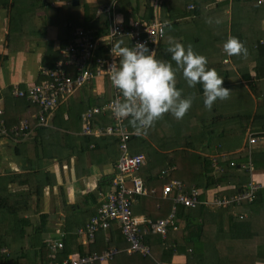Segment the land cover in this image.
I'll use <instances>...</instances> for the list:
<instances>
[{"label":"crops","instance_id":"obj_1","mask_svg":"<svg viewBox=\"0 0 264 264\" xmlns=\"http://www.w3.org/2000/svg\"><path fill=\"white\" fill-rule=\"evenodd\" d=\"M43 1L0 0V109L3 110L0 119L5 121L8 129L26 120L23 115L26 114L27 101L17 96L15 90L27 89L40 82L44 77L43 71L54 68L65 58L64 50L71 42L72 32L76 28L69 21L62 24L64 15L54 14L55 10L51 13V10L42 4ZM136 1L132 0V2ZM64 3L66 2L63 0H55L51 5L61 7L65 5ZM86 3L93 10V19L106 12L99 11L102 6L97 0H86ZM116 4L117 0H113L107 6L112 7ZM136 4L140 5L142 2ZM153 4L156 7L155 16L164 22L166 32H171V39L166 40L165 37L162 43L166 41L165 45L169 47L170 42H179L205 56L207 67L214 69L218 76L224 79L222 86L229 89V94L226 99L215 101L211 109L205 108L202 85L197 83L194 87H188L181 71L177 70L175 87L181 91L182 97L191 98V107L181 119H176L170 112H165L155 121V123L160 122L168 133L163 137L164 141H159L157 132L151 130L153 124L138 136L142 137V141H149L157 151L156 155L161 157L174 149L173 140L176 136H186L185 142H189L197 135L198 140H195V143L199 144L195 149L197 153H204L212 158L235 153L239 159L244 158L247 152L248 161L238 162V168L248 163L249 159L252 162L247 134L252 128L254 129L255 124L259 125L257 121H263V117L256 116V113L261 104L257 93L261 94L264 90V76L258 77L257 71L264 74V63L257 64L256 55L235 57L226 54L223 50L224 42L230 38L234 11L237 12L236 2L234 0H172L166 8L163 7V0H153ZM191 5L194 7L191 8ZM135 6L133 3L129 10L130 14L136 17L132 21L142 19L140 17L146 12L143 6L138 10L134 9ZM184 8L187 10L197 8L199 20L190 21L192 17L183 15ZM165 9L168 11L164 13ZM106 14L109 18L110 15L107 12ZM111 16L117 21L124 22V25L132 22L127 23L118 12H112ZM82 18L83 11L80 20ZM65 37L68 44L63 47L66 43ZM160 43L161 40L158 49ZM166 62H170L175 67L170 53ZM69 70L73 72L72 68ZM256 82H259L258 88ZM93 89L95 92L93 95L112 94V91L107 92L104 81L97 82ZM83 91L80 88L70 96L64 97L61 105L48 115L46 124L39 122L34 113L33 118L38 122L29 128L27 134L14 132L5 134L0 130V224H3L0 235L24 234L26 235L24 247L30 248L31 237L28 235H35L34 229L41 225L42 235H47L44 238L51 239L52 243L63 240L70 254L101 253L110 248L119 249V253L112 260L96 263L113 264L117 259L119 262L126 261L125 258H119L124 252L135 254L127 251L129 243L127 247H120V242L118 244V235H121L118 225L97 232L93 240H89L85 234L79 232V228L86 226L106 194L112 189L111 181L116 172L120 151L119 144L114 140L115 137L99 136L93 141L94 145L84 141L81 134L82 122L79 117L69 114V104L74 100L71 96L83 95L85 100L88 99L89 94ZM243 97L246 102L243 101ZM235 98L237 103L234 102ZM231 99L233 105L228 108L226 101ZM227 115H230L229 118ZM107 119L106 117L102 121L103 125L111 122ZM15 120L20 122L17 124ZM173 121L178 125H171ZM193 121L197 125L193 124ZM245 126L246 131L243 134ZM197 129L201 131L195 134L193 130ZM211 142H214V146L207 151L205 147ZM133 143L134 141L131 145ZM220 144L223 150H219ZM263 147L264 144L261 148ZM141 153L146 157V151ZM254 167L253 164L254 178L264 184V168L254 169ZM230 182L239 181L231 179ZM208 189L212 191L211 188ZM135 202L137 205L138 199ZM236 209L232 211L228 209L223 220L225 224L221 235H227L230 224L229 213H235ZM239 212L245 214V217L240 218L239 214L235 219V230L237 233L247 232L251 227L248 220L249 212L246 210ZM217 218L218 212L213 211L205 214L203 220L206 225L213 226ZM178 224L179 228L170 230V235H187L184 229L185 222L179 218ZM154 234L157 233L147 235ZM144 242L151 250L150 243ZM7 248L2 246L1 252H6ZM186 261L185 254H175L170 264H186ZM256 264H264V262L256 261Z\"/></svg>","mask_w":264,"mask_h":264},{"label":"trees","instance_id":"obj_2","mask_svg":"<svg viewBox=\"0 0 264 264\" xmlns=\"http://www.w3.org/2000/svg\"><path fill=\"white\" fill-rule=\"evenodd\" d=\"M53 1V2H52ZM55 0H44L43 5L48 9L55 12L56 15H64V21L72 22L76 27L94 28L96 29L97 35H102L107 32L109 25V18L106 12L102 13L97 19H93V10L88 6L86 0H78L77 5L74 4V0H63L65 5L58 7L52 6ZM98 4L102 7L110 5L113 0H97ZM172 0H163V7H168ZM237 4V12L234 11V19L232 20V28L230 31V37L235 38L239 43L242 44L245 51L240 54L233 56H243L250 57L256 55L257 64L264 63V3L258 4L255 1H245V0H234ZM69 2V3H67ZM137 2H142V4L137 5ZM135 3L136 10L140 9L142 6L146 9L145 15L142 20L150 23L155 18V6L153 0H137L132 2V0H117L116 6L113 5L111 12L120 13L127 23L136 19L131 15L129 10H131V5ZM81 8H83V18L80 20ZM171 9V8H170ZM168 11L164 10V13ZM184 16H190L192 19L190 21L197 22L199 20L198 9L194 8L191 10L183 9ZM95 12V10H94ZM60 23V25H61ZM168 29V28H167ZM165 29L166 37L168 34ZM67 32V31H66ZM66 35H69L66 33ZM70 37V35H69ZM161 43L156 54V59L166 61L169 52L167 51L168 46ZM67 38L65 37V41ZM70 39V38H69ZM68 42L64 43L63 47L66 46ZM258 77H263L262 72L257 71ZM41 81V80H40ZM107 92L111 91V81L110 79H105ZM259 82H256L258 88ZM95 83L92 82L90 85H84L82 89L83 92L89 94L88 99L85 100L83 95L71 96L73 101L69 104V114L72 116L79 117L82 122V113L88 108L93 106H98L106 103L112 97V94H103V96L93 95ZM85 94V95H86ZM258 98L261 100V104L257 109V115L263 117V121L259 125L255 124L254 131H259L264 128V90L257 93ZM23 97L27 101L26 114L23 115L28 121L29 128L33 126L38 120L33 118L34 113L38 114L40 111V106L33 103L26 96ZM75 97V98H74ZM86 97V98H87ZM70 99V98H69ZM245 97H243V101ZM232 99L226 101V106L232 107ZM237 103V98L234 100ZM62 103V102H61ZM61 104H59L60 106ZM58 106V107H59ZM57 107V108H58ZM56 108V109H57ZM230 115H227L229 118ZM111 118L108 113L100 114L93 119L91 125L92 127L100 126L104 127L102 121L104 119ZM237 116L235 117V119ZM255 118V117H254ZM107 119V120H108ZM126 119V125L133 129L129 123L128 118ZM17 124L18 120H15ZM40 122V120H39ZM157 123H153V126H157ZM11 125V124H9ZM234 125H237L234 123ZM257 125V126H256ZM157 135L159 141H164L163 137H166V129L160 127L158 124ZM209 127V126H207ZM213 127V126H212ZM83 124L81 128L82 137L84 141L89 145H94L95 141L99 136L94 134H86L83 130ZM104 129V128H103ZM246 126L244 127L245 134ZM111 136V135H102ZM159 136H162L160 138ZM115 137V136H111ZM138 135L134 136L131 140V153H141L145 151L141 148L140 144L136 143ZM174 137V136H173ZM192 137V136H191ZM117 143L119 144L118 138L115 137ZM186 136H176L174 142V149L165 153L162 157L161 155H156L157 151H153L152 145L147 147L146 151V164L142 168V175L145 180L147 187H156L158 192L155 194L148 195H138V204H133L134 213L137 215H144L152 219H159L168 216L171 212L173 202L171 198H165L163 195V186L167 181L171 179H181L186 183L188 189L192 188L196 184L198 187L203 188H213L217 183L228 184L231 179H238V183L241 184L242 181L246 182L250 179V173L247 169H239L238 162L248 161V154L245 152L244 158L237 159L235 153L229 154L225 157L214 156L213 158L204 153H197L195 151L199 144L195 143L198 140L196 137H192L189 142H185ZM197 142V141H196ZM214 146V142L208 143L205 149L208 151L209 148ZM141 148V149H140ZM219 150H223L222 144L219 145ZM222 152V151H219ZM252 162L255 168H264V147H255L251 153ZM214 159L217 163L225 167V172L220 175L214 174ZM231 161L236 162L237 166L232 167L230 165ZM175 166L176 168L170 172V175L166 177H161V172L166 167ZM113 178V177H112ZM228 191L226 193H231ZM203 194L201 197L204 198ZM249 212V222L250 230L247 232H239L235 230L234 221L239 216V211ZM217 211L218 220L213 226L206 225L204 223V216L209 212ZM228 209L218 208L215 205L202 204L197 208H187L184 206H179L178 217L180 220L185 222V227L187 235H170L168 232L167 236L164 238L160 234L154 235H143V240L151 245V255L143 256L141 254H128L127 252L119 255V258H125L126 261L119 259L113 261V264H170L172 262L173 256L175 254H185L187 257L186 264H256V261L264 262V187L258 192L257 197L252 202H244L239 207H237L235 213H229L230 224H228L227 235H221L224 231V217ZM232 211V210H231ZM230 211V212H231ZM245 217V216H244ZM243 217V218H244ZM195 226V227H193ZM210 226V227H209ZM213 227V229H212ZM24 226H22V229ZM118 235V244L120 242V247H127L128 242L122 233L121 228ZM194 229V230H192ZM197 229V230H196ZM192 230V231H191ZM35 235H28L31 237L30 248H25V238L26 235H1L0 236V264H49L53 259L61 260L66 258L71 252L65 246L60 252H57L54 257H52V240L46 239L42 235V226L36 227L33 231ZM197 234V235H196ZM2 246H7L6 252H1ZM11 248V252H10ZM211 256H209V254Z\"/></svg>","mask_w":264,"mask_h":264},{"label":"built area","instance_id":"obj_3","mask_svg":"<svg viewBox=\"0 0 264 264\" xmlns=\"http://www.w3.org/2000/svg\"><path fill=\"white\" fill-rule=\"evenodd\" d=\"M245 1H255L258 4L264 3V0ZM193 7L191 5V8ZM111 9V6L99 8L100 12L106 11L110 15L108 29L105 34L97 35V30L94 28L76 27L72 32L71 42L64 50L65 58L59 61L54 68L43 71L44 77L40 82L31 85L27 89L15 90L17 96H26L33 103L40 106V111L35 114V117L41 123L46 124L48 122V115L61 104L64 97L70 96L84 85H90L92 82L96 84L107 78L110 79L107 69L114 60L111 53L112 47L115 51L116 45L132 47L137 42H143L150 50H155L156 57L158 43L165 35L164 22L155 16L150 23L139 19L132 21L129 25H124V22H117L111 16ZM115 59L118 61V57ZM69 68H72L73 72ZM111 89L112 97L110 100L102 105L88 108L82 113L84 133L100 137L102 135L115 136L119 140L120 150L116 162V172L111 181L112 189L106 194L86 226L79 228V232L85 234L89 240H93L97 232L118 225L129 243L127 248L129 253L150 255V247L144 242L143 235L157 233L165 238L170 230H177L179 228V217L177 215L179 206L196 208L202 204H210L218 208L233 210L232 208H237L244 202L254 201L258 192L264 187L261 181L254 178L253 164L249 159L248 163L239 167V169L249 171V181L238 185L237 182L217 183L210 191V189L196 185L188 189L183 180L171 179L165 183L162 190L164 197L171 198L173 202L168 216L152 219L135 214L133 204L136 201V196L155 194L158 189L156 187L149 188L145 184L141 171L146 164V157L142 153H131V140L139 134L126 125L125 118L114 115L113 102L120 93L112 84ZM121 99L123 98L121 97ZM105 113H108L111 122L105 124L104 127H92L93 119ZM2 114L3 110L0 109V115ZM0 130L5 134L10 132L27 134L29 124L27 120H22L18 126L8 129L5 126V121L0 119ZM247 138L249 153L251 154L255 147H261L264 144V128L259 131H249ZM230 165L234 167L236 162L231 161ZM213 166L215 175H220L225 170L223 166L217 163L216 159H214ZM175 168V166H171L163 169L161 177L170 175V172ZM231 190V193H226ZM203 194H205L204 198L201 197ZM244 216L245 214H240V218ZM62 249H64L63 240L53 243L52 257ZM119 251L117 248H110L101 253H73L61 260L53 259L49 264H96L113 258Z\"/></svg>","mask_w":264,"mask_h":264},{"label":"clouds","instance_id":"obj_4","mask_svg":"<svg viewBox=\"0 0 264 264\" xmlns=\"http://www.w3.org/2000/svg\"><path fill=\"white\" fill-rule=\"evenodd\" d=\"M223 50L228 55L245 51L233 37L224 42ZM167 51L175 67L170 62L156 59L155 50H150L143 42L132 47L116 45L115 51L111 48L114 60L107 70L112 85L120 93L113 102L114 115L128 118L137 134L146 131L165 112L181 119L191 107V98L182 97L175 87L177 70L181 71L188 87L197 83L202 85L205 108L211 109L215 101L228 97L229 89L222 86L224 79L207 67L205 56L179 42H170Z\"/></svg>","mask_w":264,"mask_h":264},{"label":"rangeland","instance_id":"obj_5","mask_svg":"<svg viewBox=\"0 0 264 264\" xmlns=\"http://www.w3.org/2000/svg\"><path fill=\"white\" fill-rule=\"evenodd\" d=\"M82 11H83V8H81V13H82ZM210 22H211V19H210ZM212 25H213V23H212ZM170 37H171V32L169 31L168 34H167V36H166V40H168ZM170 39H171V38H170ZM165 44H167L166 41L164 42V45H165ZM244 101L246 102V100H244ZM158 124L160 125V127H164L162 124H160V122H159ZM158 124H157V126L155 125L154 127H152L151 130H153L154 132H157V128L159 127ZM193 124L197 125L196 122H194V121H193ZM171 125H178V123H177L176 121H173V123H171ZM193 131H194L195 134H196V133L200 132L201 129H197V130H193ZM173 141H174V140H173ZM136 142L140 143L141 148H143L145 151H147V147L150 145V142H149V141H147V140L142 141V137H139V138L137 139ZM174 142H176V141H174ZM148 144H149V145H148ZM153 151H155V150H153ZM231 208H232V207H231ZM232 209H234V208H232ZM2 226H3V224H0V228H1ZM0 236H1V235H0ZM208 254H209V256H211L210 253H208Z\"/></svg>","mask_w":264,"mask_h":264},{"label":"water","instance_id":"obj_6","mask_svg":"<svg viewBox=\"0 0 264 264\" xmlns=\"http://www.w3.org/2000/svg\"><path fill=\"white\" fill-rule=\"evenodd\" d=\"M77 3H78V0H74V4L77 5ZM44 236H47V235H44Z\"/></svg>","mask_w":264,"mask_h":264}]
</instances>
